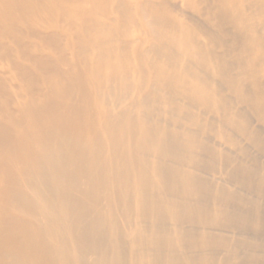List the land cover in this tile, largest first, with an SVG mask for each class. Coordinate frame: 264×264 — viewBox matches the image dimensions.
Masks as SVG:
<instances>
[{"label":"bare ground","instance_id":"bare-ground-1","mask_svg":"<svg viewBox=\"0 0 264 264\" xmlns=\"http://www.w3.org/2000/svg\"><path fill=\"white\" fill-rule=\"evenodd\" d=\"M262 131L264 0H0V264H264Z\"/></svg>","mask_w":264,"mask_h":264},{"label":"rangeland","instance_id":"rangeland-1","mask_svg":"<svg viewBox=\"0 0 264 264\" xmlns=\"http://www.w3.org/2000/svg\"><path fill=\"white\" fill-rule=\"evenodd\" d=\"M255 125H257V123H254V126ZM261 136L264 137V131L261 132L260 137ZM249 152L252 153L253 156L257 154L256 160L252 161L253 164L255 166H257L258 168L264 169V152L257 150V148H256V150L255 149H252ZM255 195H256V193H255ZM257 202H256V205L259 206V202L260 201H257ZM247 232H248L247 235L249 237H247L246 235H243V236H239L238 238H239V240H242V241H250V244L249 245H246L245 244L246 246H249V247L242 246V247H238L237 248L235 246L237 248L236 249L237 252L239 254H245V253L247 254V253H249V251L250 252L251 251H254V252L263 254L264 251L263 252H261V251L264 250V230H261V231H258V230H255L254 231L253 230V231H247Z\"/></svg>","mask_w":264,"mask_h":264}]
</instances>
